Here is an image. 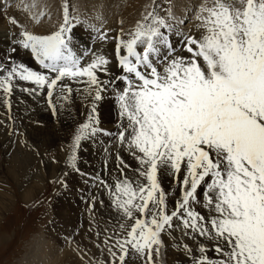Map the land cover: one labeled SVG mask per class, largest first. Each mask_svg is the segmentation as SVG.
<instances>
[{
    "label": "snow or ice",
    "instance_id": "obj_1",
    "mask_svg": "<svg viewBox=\"0 0 264 264\" xmlns=\"http://www.w3.org/2000/svg\"><path fill=\"white\" fill-rule=\"evenodd\" d=\"M11 6L0 0L18 29L0 56L5 127L16 129L12 97L25 104L21 94L73 121L61 159L50 156L63 169L49 183L67 190L78 175L97 190L91 224L97 201L110 212L102 241L95 232L94 264H127L129 255L165 264L169 247L180 264H264V0H186L179 13L172 0H151L133 26L114 32L101 14L81 15L66 0L39 32L9 16ZM23 8L38 27L52 20L41 0ZM77 27L90 46L78 47ZM106 100L113 128L101 127ZM93 148L103 152L101 168L87 173L81 151Z\"/></svg>",
    "mask_w": 264,
    "mask_h": 264
},
{
    "label": "rangeland",
    "instance_id": "obj_2",
    "mask_svg": "<svg viewBox=\"0 0 264 264\" xmlns=\"http://www.w3.org/2000/svg\"><path fill=\"white\" fill-rule=\"evenodd\" d=\"M25 1H27V0H11V5H12L11 7L14 9H22L23 5L25 4ZM42 1H46L45 7L47 8L48 11L50 8V10L51 9L53 10V14L57 13V15L60 16V14H58V13H59V11H61V5H62V3L65 2V0H42ZM47 1H48V3H47ZM112 1L113 2H111L110 5L108 4V6L103 5V7H102V5L101 6L98 5L100 9L105 10L106 15H107L105 18L104 24H106L110 28H113L114 31L119 29L121 26L126 30L129 29L131 26L134 25L135 21L137 20L134 18L133 14H138L136 11L140 6L139 0H128V1L127 0H112ZM66 2L69 5L70 10H71L72 6H75L77 11L81 15H84L85 13H87V9L90 7L89 6L90 4L88 2H86V0H84V1L83 0H66ZM74 2H75V4H74ZM160 2H161V0H157V3H160ZM184 2H185V0H172V3L176 6L175 11H177V13L180 12L181 5ZM125 5H126V7L127 6L128 7L125 8ZM136 5H137V7H136ZM131 7H132V9H131ZM179 7H180V9H179ZM117 8H120L119 17L116 20H113V18L111 17V13L113 10H116ZM14 9L10 10L9 15L13 14L12 12ZM144 10H145V8L141 9V12ZM24 12L26 14H28L26 11H24ZM59 16H57L58 19L60 18ZM139 16H140V14H138V17ZM0 17L2 20H4L3 21L4 26H5L4 30L6 31V34L12 33L14 31L18 30L15 27L13 28V27L7 25V21L5 20V18H3L2 13H0ZM28 17L30 18V16H28ZM131 18H133L135 20H131ZM119 20L123 21L122 25L118 23ZM30 21H31V18H30ZM37 27L38 26H36V29H37ZM36 29H35V31H37ZM80 29H82V30H80ZM32 30H34V28ZM74 40L76 41L78 47H80V48H82V45L87 44L88 42L90 43L89 37L84 32L82 27H77L75 29ZM108 45H110V46H108ZM108 45L105 46V48L107 50L109 48L113 47L112 44H108ZM7 47H8V44H6L5 42H0V56H2L4 54ZM30 66H32V65H30ZM21 98H23V97H21ZM104 103L101 105L100 112H99V118L101 120V127L113 128L114 127V121L112 118V114H111V112L107 111V108L110 105L112 106V102L106 100ZM108 103H110V104H108ZM22 105L23 104L17 105L16 111L15 110L11 111L12 113H14L12 116H13L15 122H17L16 123V125H17L16 129L13 130V133L17 129L21 130L19 127L20 126L24 127L23 125L27 126L28 128L34 127L33 129H35V128H39L40 126H42L43 128H47L49 124H53L56 132H59L60 135H62V136L60 138L61 140L59 139L57 141L58 143L56 142L55 144L50 143V144L46 145L48 142H45V141H44V143L35 142L36 144L34 142H32L31 145L35 146L40 151L41 156L37 157L33 163L31 162L27 166V168L24 170V173L21 174V177L20 176L18 177V181H19L20 185L24 184L23 188L28 187L33 182L35 184H37L36 177H34V175H32V174H35V172H37L35 170H39V173H40V179H39L40 183L38 182L39 190H38V193L37 194L35 193L34 195H32L30 199L28 198V199L24 200L22 198V196H21V190L22 189H20V187H18V184L15 181V179L12 177V175H10L5 170V167L3 165V161L5 160L4 157L6 156V154L5 153H4V155L0 154V196H2V194H5L7 196L10 195V198H11V199L9 198L10 202L8 203L6 208L0 212V264H23V260L25 261L27 258L40 261L42 259V257H39V258L36 257L38 255V252H37L38 247L37 246H43L45 244L47 245L48 243L52 244L54 246L57 245V247H59L60 249H61V246L62 247H64V246H76L77 242H78V238L76 237L77 236L76 230L77 229L83 230L84 228H87L89 235H88L87 243L80 245L84 248V251H83V253H81V255L84 258L88 259V261L90 260L92 262V263L89 262L90 264H94V259H98L100 256L99 250L94 246V241L97 240V238L95 237V232L99 231L101 233L99 240L102 241L103 234H104V228H105V225H106L108 218L110 216V212L108 211L107 207L101 209L99 201H97L96 205H95V210H94L95 211V223L91 224L92 218L88 212L87 205H88L89 200H90V194L95 193L97 190L95 188L91 187L90 184L88 186H86L84 184L83 180L78 175H75V174L70 175L67 178V185H68L67 190H62L59 185H53V184L49 183V181L53 177L61 174V171L63 169V166H62L63 163H60L58 165L51 163L50 156L55 155L57 157V159L58 158L61 159L62 154L59 152V147H60V144L66 140L68 131L73 126V121L70 119H66L63 116L59 119V121H57L56 119H54L51 116L50 111L45 110L46 105H43V104H37V106H36L37 109H35L34 116H33V111H29V114H27L26 110H24L22 113H20V111H18L17 109H21ZM42 107H44L43 110H44L45 114L48 116L47 120L42 119L39 115H37L39 113L40 108H42ZM0 108H1L0 109V112H1L0 116H2V117H0V121H1L0 122V128L2 127L3 129H5L6 128L5 124L7 123L5 111H3V108L1 106H0ZM108 109L110 110L111 108L109 107ZM83 110H84V107H83L82 103L80 102L79 99H77L75 101L74 112L77 114L78 119H82V117L79 116V113L82 112ZM2 112H4V113H2ZM16 113H17L18 117H17ZM1 114H3V115H1ZM20 114H22L23 116L22 115L20 116ZM110 116L112 119L111 118H109V119H111V120L108 119V117H110ZM16 119H18V120H16ZM21 119H22V121H21ZM38 119H41V121H39ZM24 121H27V122H24ZM68 125H70V126H68ZM2 128L0 129V138L4 137V136H6L7 138L5 140L6 141L5 144L0 145V153H1L2 149L6 150L9 148H14V146L17 147V148L15 147L14 149H19L21 146L19 145L18 140H16V139H19V137L14 136L15 133L13 135H9L7 132V128H6V130H3ZM48 129H49V127H48ZM1 131H3V133H1ZM21 132H23V131L21 130ZM5 133H6V135H5ZM8 136L11 137L12 139L9 138ZM24 136H25V134H24ZM13 138H15V139H13ZM24 138L27 141H29L27 136H25ZM14 140H16L18 144L15 143V145H14V143H12V141H14ZM8 146H9V148H7ZM48 146H50V147H48ZM45 148H47L46 150L49 154V156H47V157L44 156ZM49 148H51V149H49ZM28 151H30V150H28ZM31 153H33V152H31ZM41 158L45 159L44 164L49 162V165H51V166H49L50 170L47 169L44 166V164L42 165L43 167L39 164L38 161ZM89 159H90V156L88 153L81 152V162H80L81 170L84 172H87V173H94V172L99 171L100 168L95 167L97 162H92V160L91 159L89 160ZM125 159L126 160L128 159L126 155H125ZM52 164L54 166H52ZM111 168H112V164H109V171H111ZM27 175H29V176L27 177ZM32 178L33 179L35 178V179L33 180ZM1 179H3L4 181ZM25 183L27 185H25ZM165 188H167V185H165ZM56 193H60V194L57 195ZM104 199H105V205L107 206V203H108L107 198L104 197ZM37 201H39L40 203H36ZM67 226H68V228H67ZM90 226H92V228H93V231L91 233L89 232ZM74 228H77V229L73 230ZM60 230H62V231L60 232ZM67 233H68V235H67ZM165 241L167 242V237H165ZM73 242L74 243L76 242V243L74 244ZM87 252H88L89 257H87ZM175 253L176 252L174 250H172L170 247L168 248V250L164 254L165 264H180V262L182 261L181 259H179V257H181V254H178V253L175 254ZM51 257L55 258L56 254H53ZM104 259L107 260L106 252L104 253ZM126 259H127V264H140V261L138 259L133 260L130 255ZM41 262H42L41 264H44L43 261H41Z\"/></svg>",
    "mask_w": 264,
    "mask_h": 264
},
{
    "label": "bare ground",
    "instance_id": "obj_3",
    "mask_svg": "<svg viewBox=\"0 0 264 264\" xmlns=\"http://www.w3.org/2000/svg\"><path fill=\"white\" fill-rule=\"evenodd\" d=\"M84 1V0H83ZM128 1V0H127ZM150 1L151 0H139V8L137 9V13L138 14H140L141 13V9H143L144 8V6L145 5H147V4H149L150 3ZM32 2V0H27V1H25V3H28V4H30ZM41 2L44 4V6L46 5V1H42L41 0ZM86 2H88L90 5V7L87 9V13H88V15H93L94 13H99V14H101L102 15V17H103V21H105V18H106V12H105V10L104 9H100L99 8V6L98 5H102V7H103V5H106V6H108V4L110 5L111 4V2H113L112 0H86ZM126 2V1H125ZM137 2V1H136ZM135 2V3H136ZM185 2H186V0H185ZM184 2V3H185ZM47 3H48V1H47ZM61 4V3H60ZM74 4H75V2H74ZM114 4V3H113ZM119 4V3H118ZM115 5V4H114ZM123 5V4H122ZM101 7V8H102ZM128 7V6H127ZM126 7V5H125V8H127ZM136 7H137V5H136ZM56 8V7H55ZM58 8V7H57ZM11 9H14V8H12L11 7ZM131 9H132V7H131ZM140 9V10H139ZM179 9H180V7H179ZM45 10H47V8L45 7ZM25 10H24V8H22V9H14L13 10V14L12 15H9V13H8V15L9 16H14L18 21H19V23L21 24V25H23V26H26V27H28L29 29H33L34 28V30L36 29V25L34 24V22L31 20L30 21V18L28 17L29 15L28 14H26L25 12H24ZM48 11V10H47ZM49 11L51 12V15H52V20L51 21H47V20H45V22H44V24H43V26L42 27H37V32L40 30V31H42L44 28H51L52 26H53V24L54 23H56L59 19H58V17L57 16H59V15H57V13H55V14H53V10L51 9L50 10V8H49ZM119 11H120V8H117L116 10H113L112 11V13H111V17L113 18V20H116L118 17H119ZM58 14H60V11H59V13ZM138 14H133L134 15V18L135 19H138L139 17H138ZM28 15V16H27ZM2 17V16H1ZM1 17H0V42H5L6 44H8L9 45V42H10V39L14 36V34L18 31H14V32H12V33H7L6 34V31L4 30V28H5V26H4V20H2L1 19ZM60 17V16H59ZM131 17V16H130ZM135 19H133V18H131V20H135ZM6 21H7V19H5ZM108 22V21H107ZM7 25H9L8 24V22H7ZM10 26V25H9ZM7 27V26H6ZM12 27V26H11ZM103 27L104 28H106V29H111V30H113V28H110L109 26H107L106 24H103ZM14 28V27H13ZM80 30H82V29H80ZM113 32H114V30H113ZM82 36V35H81ZM84 36V35H83ZM85 46H90V43L88 42L87 44H84V45H82V48L83 47H85ZM108 46H110V45H108ZM112 48V47H111ZM111 48H109L108 50H110ZM104 50L106 51L105 53H107L108 52V50L106 49V48H104ZM21 97H23L22 99H24L25 100V104H23L22 105V108L21 109H17L18 111H20V113H22L24 110H26L27 111V114H29V111H33V116H34V114H35V109H37V104L30 98V97H27V96H23L22 94H21ZM12 101H13V104H12V109H11V111L12 110H15L16 111V106L17 105H21V104H19L18 102H17V100H16V97L15 96H13L12 97ZM105 104V103H104ZM108 104H110V103H108ZM2 107V106H1ZM111 108L110 110L108 109V108ZM108 108H107V111L108 112H111V114H112V118H113V121H114V109H113V107L110 105ZM3 108V107H2ZM1 109V108H0ZM44 107H42V108H40V110H39V113L37 114V115H39L42 119H48V116L45 114V112H44ZM3 111H5L4 109H3ZM84 111V110H83ZM37 112V111H36ZM1 113V112H0ZM2 113H4V112H2ZM12 113V112H11ZM14 113H12V115H13ZM107 114V113H106ZM1 115H3V114H1ZM16 115H17V113H16ZM22 114H20V116H21ZM23 116V115H22ZM0 117H2V116H0ZM13 117V116H12ZM17 117H18V115H17ZM23 118V117H22ZM26 118V117H25ZM36 118V117H35ZM109 118H111V116L110 117H108V119ZM111 118V119H112ZM32 119V118H31ZM30 119V120H31ZM111 119H109V120H111ZM2 120V119H1ZM16 120H18V119H16ZM24 120V119H23ZM39 121H41V119H38ZM108 120V121H109ZM21 121H22V119H21ZM28 121V120H27ZM27 121H24V122H27ZM1 122V121H0ZM29 122V121H28ZM35 122V121H34ZM45 122V121H44ZM17 123V122H16ZM19 123V122H18ZM21 124V123H20ZM62 124V123H61ZM22 125V124H21ZM17 126V125H16ZM24 127H19L22 131H23V133L25 134V136H27V138L29 139V141H28V143L29 144H32V142H40V143H44V141L45 142H48L46 145H48V144H55L60 138H61V136L62 135H60V133L59 132H56V130L54 129V126H53V124H49L48 125V127H49V129H48V127L47 128H43L42 126H40L39 128H35V129H33V128H31V127H27V126H25V125H23ZM68 126H70V125H68ZM2 128V127H1ZM0 128V129H1ZM3 129V128H2ZM3 130H6V128L5 129H3ZM13 130H15V129H13ZM19 130V129H18ZM21 130H19V131H21ZM65 130V129H64ZM67 131V130H66ZM8 132V131H7ZM63 132V131H62ZM1 133H3V131H1ZM15 133V132H14ZM13 133V134H14ZM64 133V132H63ZM12 134V135H13ZM5 135H6V133H5ZM14 136H16V135H14ZM24 136V137H25ZM9 137V136H8ZM17 137V136H16ZM15 137V138H16ZM65 137V136H64ZM6 136H4V137H1L0 138V145H4L5 144V140H6ZM9 138H11V137H9ZM15 138H13V139H15ZM12 139V138H11ZM16 140H18V139H16ZM16 140H14V141H16ZM61 140V139H60ZM10 141V140H9ZM60 142V141H59ZM8 143V142H7ZM6 143V144H7ZM12 143H13V141H12ZM17 143V142H16ZM58 143V142H57ZM11 144V143H10ZM18 144V143H17ZM36 144V143H35ZM13 145V144H12ZM11 145V146H12ZM14 145H15V143H14ZM58 145V144H57ZM61 145V144H60ZM7 146V145H6ZM42 146V145H41ZM51 146V145H50ZM50 146H48V147H50ZM16 146H14V148H15ZM53 147V146H52ZM7 148H9V146L7 147ZM14 148H9V149H6V150H4V149H2L1 150V153L0 154H3L4 155V153L6 154V156L4 157L5 158V160L3 161V165H4V167H5V170L10 174V175H12V177L15 179V181L17 182V184H18V187H20V189H22L21 190V196H22V198L24 199V200H26V199H30L31 198V196L32 195H34L35 193L37 194L38 193V190H39V187H38V182L40 183V173H39V170H35V171H37V172H35V174H32V175H34V177H36V181H37V184H35L34 182L33 183H31V185L30 186H28V187H24L23 188V185L21 184L20 185V183H19V181H18V177L20 176L21 177V174L22 173H24V170L27 168V166L32 162H34L35 161V159L37 158V156L35 157V155L33 154V153H31L30 151H28V149L27 148H22V147H20L19 149H14ZM17 148V147H16ZM41 148V147H40ZM47 148H45V150H46ZM49 149H51V148H49ZM57 151V150H56ZM60 152V151H59ZM81 152H86V153H88L89 154V156H90V159L92 160V162H97L96 163V168H101V158H102V156H103V152L100 150V149H95V148H93V149H88V150H82ZM60 154V153H59ZM83 155V154H82ZM45 156V155H44ZM58 156V155H57ZM3 157V156H2ZM44 159V158H43ZM59 159V158H58ZM89 159V160H90ZM39 160V159H38ZM45 160V159H44ZM39 162V161H38ZM61 163H62V161H61ZM89 164V163H88ZM109 164H112L111 162L109 163ZM38 165V164H37ZM58 165V164H57ZM56 165V166H57ZM44 166L47 168V169H49L50 170V167L49 166H51V165H49V162H47V163H45L44 164ZM52 166H54L53 164H52ZM63 166V165H62ZM2 167V166H1ZM43 167V166H42ZM3 168V167H2ZM38 168V167H37ZM62 168V167H61ZM45 170V169H44ZM48 170V171H49ZM56 170V169H55ZM42 173V172H41ZM25 175V174H24ZM29 175H27V177H28ZM3 178V177H2ZM12 178V179H13ZM24 179V178H23ZM33 179V178H32ZM35 179V178H34ZM33 179V180H34ZM1 180H3V179H1ZM32 180V181H33ZM43 180V179H42ZM4 181V180H3ZM30 181V180H29ZM31 181V182H32ZM25 182V181H24ZM27 183V182H26ZM25 183V185H27ZM2 184V183H1ZM6 185V184H5ZM3 186V185H2ZM9 196V197H8ZM5 195V194H2V196H0V212L3 210V209H5L6 208V206L8 205V203L10 202V195ZM10 198V199H9ZM63 207V206H62ZM66 209V208H65ZM67 210V209H66ZM65 210V211H66ZM69 215V214H68ZM67 219V218H66ZM69 219V218H68ZM81 220V219H80ZM66 223V222H65ZM77 225V224H76ZM79 227V226H78ZM59 228V227H58ZM67 228H68V226H67ZM66 228V229H67ZM72 228V227H71ZM84 228V227H83ZM82 228V229H83ZM62 229V228H61ZM70 229V228H69ZM77 228H74L73 230H76ZM62 230H60V232H61ZM77 231V238H78V242H77V245L76 246H64V247H62L61 246V249L59 248V247H57V245H52V244H45V245H43V246H37L38 248H37V252H38V255L36 256L37 258H39V257H42V259L39 261V260H33V259H29V258H27L25 261L23 260V264H41L42 262L41 261H43L44 262V264H90V263H92L90 260L88 261V259H86V258H84L82 255H81V253H83V251H84V248L82 247V246H80V245H83V244H85V243H87V240H88V235H89V233H88V230H87V228H84L83 230H79V229H77L76 230ZM67 235H68V233H67ZM70 236V235H69ZM91 236V235H90ZM74 237V236H73ZM61 239V238H60ZM47 240V239H46ZM70 240V239H69ZM46 242V241H45ZM63 242V241H62ZM75 242V243H76ZM74 243V242H73ZM74 243V244H75ZM44 244V243H43ZM41 245V244H40ZM66 245V244H65ZM91 252V251H90ZM53 254H56V257L55 258H53V257H51ZM176 254V253H175ZM169 255V254H168ZM85 256V255H84ZM178 256V255H177ZM81 257H83V259L81 258ZM87 257H89L88 256V252H87ZM100 257V256H99ZM179 259H181V260H184L185 258L182 256V254H181V257H179ZM40 262V263H39ZM90 262V263H89ZM173 262V261H172Z\"/></svg>",
    "mask_w": 264,
    "mask_h": 264
}]
</instances>
